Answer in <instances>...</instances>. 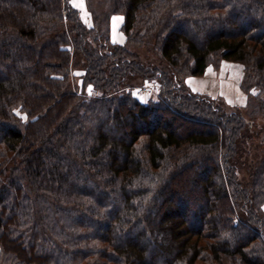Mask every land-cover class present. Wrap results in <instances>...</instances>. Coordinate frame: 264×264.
Returning a JSON list of instances; mask_svg holds the SVG:
<instances>
[{
  "label": "trees",
  "instance_id": "obj_1",
  "mask_svg": "<svg viewBox=\"0 0 264 264\" xmlns=\"http://www.w3.org/2000/svg\"><path fill=\"white\" fill-rule=\"evenodd\" d=\"M73 1L0 0V264H264V0ZM221 61L243 107L185 84Z\"/></svg>",
  "mask_w": 264,
  "mask_h": 264
},
{
  "label": "rangeland",
  "instance_id": "obj_2",
  "mask_svg": "<svg viewBox=\"0 0 264 264\" xmlns=\"http://www.w3.org/2000/svg\"><path fill=\"white\" fill-rule=\"evenodd\" d=\"M74 4L81 10L84 19L88 18V13L84 7L83 0H74ZM120 25H121V18L119 16H114L111 19V36L112 39L115 42H118V40L122 39L124 36L120 31ZM184 30H187L185 28ZM140 53V58L138 59L140 63L142 64H158L159 67L161 65H167L168 63L160 62L158 59V53H148L147 47L137 49ZM160 62V63H159ZM163 69V68H161ZM243 76V70L241 65L237 63L227 62V61H221L218 67H213L212 65L208 67L205 74L198 77H188L185 80L186 86L189 88V90H192L195 93L201 94V95H209L211 98L218 99V102H221L223 106L227 110H233L234 108L243 107L246 104V95L241 89V81ZM74 84H76L78 81L73 80ZM134 85L137 86L134 91L139 96V98L142 101H146L148 99L157 98V93L159 92V86L158 81H145L143 83L142 80H136L134 82ZM133 85V86H134ZM140 89H144L143 92H140ZM126 90V89H125ZM128 90V88H127ZM244 110V109H243ZM241 111V114H245L244 111ZM174 115L177 117L175 120V123L172 125L173 128H175L178 124L183 125H191L188 118L179 116L178 114ZM258 122L262 124L261 119H258ZM197 129L200 128H208L203 127L202 125H194ZM104 132L112 135V136H120L121 133L116 134V132H120L121 129L118 128V130H114L112 126H106L104 127ZM123 130V129H122ZM244 145L242 149L245 151V157L247 160L244 161L243 164H240L238 167L239 169V177L243 178L244 174L247 172L250 157L253 156V154L257 151H261V147H259L261 143V139H258L254 142L249 140H244ZM255 148V149H253ZM193 177V176H192ZM189 177V178H192ZM194 179L198 180L200 179L198 176L193 177ZM213 217H217L218 211H215L213 214ZM208 225V223H207ZM142 242H145V239H141Z\"/></svg>",
  "mask_w": 264,
  "mask_h": 264
},
{
  "label": "crops",
  "instance_id": "obj_3",
  "mask_svg": "<svg viewBox=\"0 0 264 264\" xmlns=\"http://www.w3.org/2000/svg\"><path fill=\"white\" fill-rule=\"evenodd\" d=\"M124 41V37L120 40H118L119 43L123 42Z\"/></svg>",
  "mask_w": 264,
  "mask_h": 264
},
{
  "label": "built area",
  "instance_id": "obj_4",
  "mask_svg": "<svg viewBox=\"0 0 264 264\" xmlns=\"http://www.w3.org/2000/svg\"><path fill=\"white\" fill-rule=\"evenodd\" d=\"M65 12L63 11V14H64ZM141 91L140 92H143L144 91V89H140Z\"/></svg>",
  "mask_w": 264,
  "mask_h": 264
},
{
  "label": "snow or ice",
  "instance_id": "obj_5",
  "mask_svg": "<svg viewBox=\"0 0 264 264\" xmlns=\"http://www.w3.org/2000/svg\"><path fill=\"white\" fill-rule=\"evenodd\" d=\"M89 92H90V94H91V89H89Z\"/></svg>",
  "mask_w": 264,
  "mask_h": 264
}]
</instances>
